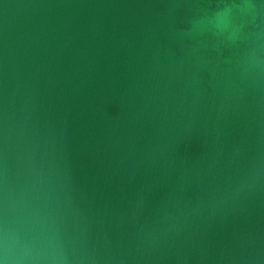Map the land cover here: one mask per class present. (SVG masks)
I'll use <instances>...</instances> for the list:
<instances>
[{
	"label": "water",
	"instance_id": "95a60500",
	"mask_svg": "<svg viewBox=\"0 0 264 264\" xmlns=\"http://www.w3.org/2000/svg\"><path fill=\"white\" fill-rule=\"evenodd\" d=\"M0 264H264V0H0Z\"/></svg>",
	"mask_w": 264,
	"mask_h": 264
}]
</instances>
